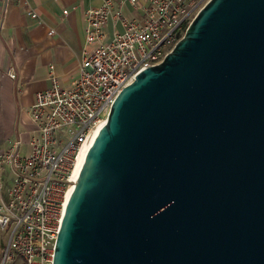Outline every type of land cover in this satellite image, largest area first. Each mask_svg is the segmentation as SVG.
I'll return each instance as SVG.
<instances>
[{
  "label": "water",
  "instance_id": "water-1",
  "mask_svg": "<svg viewBox=\"0 0 264 264\" xmlns=\"http://www.w3.org/2000/svg\"><path fill=\"white\" fill-rule=\"evenodd\" d=\"M54 264H264V0H209L120 91Z\"/></svg>",
  "mask_w": 264,
  "mask_h": 264
},
{
  "label": "built area",
  "instance_id": "built-area-1",
  "mask_svg": "<svg viewBox=\"0 0 264 264\" xmlns=\"http://www.w3.org/2000/svg\"><path fill=\"white\" fill-rule=\"evenodd\" d=\"M127 1L142 11L141 18L124 15L125 1L103 0L85 11L86 47L79 76L64 87L50 66L51 85L36 93L30 107L35 129L29 152L14 147L0 157V227L8 229L0 264H54L68 192L90 132L107 119L117 95L144 67L164 60L209 0ZM28 14L37 17L32 9ZM110 19L123 27L112 38L106 32ZM8 74L17 77L14 65ZM5 163L14 175L7 198Z\"/></svg>",
  "mask_w": 264,
  "mask_h": 264
},
{
  "label": "crops",
  "instance_id": "crops-1",
  "mask_svg": "<svg viewBox=\"0 0 264 264\" xmlns=\"http://www.w3.org/2000/svg\"><path fill=\"white\" fill-rule=\"evenodd\" d=\"M123 13L139 19L127 0ZM103 0H0V157L16 147L30 150L29 139L35 124L30 107L36 93L50 87V66L54 65L62 86L67 87L80 74L85 41V11ZM32 9L37 17H31ZM68 10L65 14L64 11ZM54 32L50 34V31ZM122 31L119 21L110 19L107 37ZM15 66L16 78L8 70ZM27 147V150H23ZM3 184L13 183L10 163L3 164Z\"/></svg>",
  "mask_w": 264,
  "mask_h": 264
},
{
  "label": "bare ground",
  "instance_id": "bare-ground-1",
  "mask_svg": "<svg viewBox=\"0 0 264 264\" xmlns=\"http://www.w3.org/2000/svg\"><path fill=\"white\" fill-rule=\"evenodd\" d=\"M103 123H99L98 125H96L92 131L90 132L87 140L85 141L83 147L81 148V151L79 153V156H78V160H77V165H76V168H75V171H74V174H73V179L74 180H77L78 177H79V174H80V171H81V168L84 164V161H85V157H86V154L89 150V148L91 147L97 133L99 132V129L101 128ZM73 188L74 186H71L70 189H69V192H68V197H67V200H66V206H67V203H68V200L71 196V193L73 191Z\"/></svg>",
  "mask_w": 264,
  "mask_h": 264
},
{
  "label": "rangeland",
  "instance_id": "rangeland-1",
  "mask_svg": "<svg viewBox=\"0 0 264 264\" xmlns=\"http://www.w3.org/2000/svg\"><path fill=\"white\" fill-rule=\"evenodd\" d=\"M23 150H27V147H25ZM10 151H11V149L9 151L4 152V153H8ZM11 186H12V182L10 183V185L8 187L5 186L4 195H5L6 198H7V193L9 191V188ZM7 232H8V229L7 228L6 229H1V227H0V246H3V244L7 240Z\"/></svg>",
  "mask_w": 264,
  "mask_h": 264
}]
</instances>
